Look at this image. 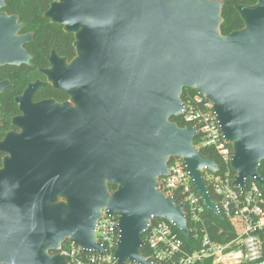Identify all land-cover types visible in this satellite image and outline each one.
Here are the masks:
<instances>
[{
    "label": "water",
    "instance_id": "1",
    "mask_svg": "<svg viewBox=\"0 0 264 264\" xmlns=\"http://www.w3.org/2000/svg\"><path fill=\"white\" fill-rule=\"evenodd\" d=\"M5 7L0 0V9ZM224 2L219 0H58L45 17L75 35L76 58L53 52L44 73L74 106L31 104L40 82L18 100L35 127L33 107L50 119L48 172H33L34 159L22 154L9 134L0 151L11 157L0 172V264H68L57 252L64 242L85 252H105L96 241L102 212L119 216L118 264H153L146 260L144 234L152 219H165L186 239L190 231L178 197L160 192L171 160H182L208 210L221 221L204 171L217 162L194 147L197 129L180 127L173 118L185 111L184 90L196 91L213 105L224 140L233 148L234 188L254 180L264 188V0L235 9L245 26L221 32ZM18 19L0 14V67L29 64L19 36ZM0 84V94L8 87ZM46 119V118H45ZM15 123V121H14ZM34 134L25 145L33 147ZM41 145V144H39ZM28 151V152H29ZM48 186L53 201L44 225L19 217L16 195L21 185ZM110 187L117 189L112 192ZM24 210V208H23Z\"/></svg>",
    "mask_w": 264,
    "mask_h": 264
},
{
    "label": "built area",
    "instance_id": "2",
    "mask_svg": "<svg viewBox=\"0 0 264 264\" xmlns=\"http://www.w3.org/2000/svg\"><path fill=\"white\" fill-rule=\"evenodd\" d=\"M185 111L180 117L184 127L197 129L194 147L205 156V152L217 156L219 171H204L208 189L218 212L224 221L228 219L236 232V238L230 243L214 242L205 227V206L190 174L182 160H171L169 174L159 180L160 192L167 197H178L177 204H183L190 231V237L201 243V249L188 253L174 226L165 219H152L144 234L147 256L153 264H264V188L254 180L246 182L245 189L233 187L236 173L231 167L233 148L221 133L213 105L200 94L189 96L184 102ZM263 175L259 172L264 180ZM217 218L218 215L212 211ZM119 216L102 212V218L96 228V241L106 248L105 252H85L83 249L67 243L53 255H60L68 264H118L115 258L119 242ZM191 225V228H190ZM179 232V231H178ZM125 264H135L126 262Z\"/></svg>",
    "mask_w": 264,
    "mask_h": 264
},
{
    "label": "flooded vegetation",
    "instance_id": "3",
    "mask_svg": "<svg viewBox=\"0 0 264 264\" xmlns=\"http://www.w3.org/2000/svg\"><path fill=\"white\" fill-rule=\"evenodd\" d=\"M57 1L58 0H55L53 3ZM4 2L5 7L0 9V14L18 19V24L22 26L19 36H32V41L23 46V49L30 57L29 64L19 66L6 65L0 67V84L5 82L9 84L3 93L0 94V144L5 141L9 134L17 136L16 151L21 161L19 167L13 172H18V179L21 180V172H30L27 169L28 163L26 161L24 162L25 168L22 167V154H24L25 157H31L34 159L33 167L35 166V169L33 172H48V163L41 162L44 159L47 160L49 156L48 145L44 147L43 143L46 142V144H48L49 139H52L53 135L52 131H50L52 123H50L49 117L47 115H42L36 107H33V110L30 113V116L35 119V127L31 125L24 126L25 121L23 119L26 115H29L25 114L22 110L18 100L22 99V102H27L24 96L28 91L29 86L40 82L42 86L36 89L31 98V104L33 106H38L47 102H53L58 106H63L65 104H71L74 106L71 97L67 93L56 90L49 81L48 77L42 73V71L51 69V62L49 58L52 56L53 52L56 53L58 58L66 60L67 65H69L77 56L75 49L76 39L75 35L67 33L63 26L53 24L45 17L46 13L53 4L51 3L48 10L43 14V18L51 26H53V28H60L63 34L73 37L74 41L72 43V47L75 51V56L71 58L70 56L57 51L55 47H51L49 52L45 55V61L39 64L34 48L30 51L28 48L29 46L35 44L37 38L35 31L25 32L26 24L22 21L21 17L17 14H9L6 11L8 6L21 3L23 0H4ZM32 134H34L32 139H35L36 141L29 151V147L25 145V142ZM10 157L11 156L9 154L0 151V172H9V170L4 168V160ZM53 198V193L48 192V186L36 184L33 186L32 191L28 192L27 189H24L20 185L16 195L19 217L21 218L24 212L27 217H29V215L31 216L33 223L36 226L44 225L48 217L49 207L54 205H68V200L64 196H57L56 203L53 201ZM67 243V241L64 242L61 245V248L66 246ZM49 254L53 255L54 252H50Z\"/></svg>",
    "mask_w": 264,
    "mask_h": 264
},
{
    "label": "trees",
    "instance_id": "4",
    "mask_svg": "<svg viewBox=\"0 0 264 264\" xmlns=\"http://www.w3.org/2000/svg\"><path fill=\"white\" fill-rule=\"evenodd\" d=\"M55 0H23L21 3L12 4L7 7L6 11L9 14H17L21 17L22 21L26 24L25 32L35 31L37 38L34 45L29 46V51L34 48L37 54L38 63L45 61V55L49 52L51 47H55L57 51L73 58L75 51L72 47L74 41L72 36H67L62 33L60 28H53L44 18L43 14L48 10L49 5ZM224 2L223 7V20L221 32L224 36L244 28V23L237 13L235 6H253L257 0H219ZM194 90L186 89L183 93V101L185 102L189 96L196 95ZM173 122L177 123L180 127H184L181 118H173ZM207 155L211 154L213 159L219 161L216 155L205 152ZM259 172L263 175L264 163L262 164ZM117 188L110 187L114 192ZM264 210V205H263ZM205 227L210 238L217 243L227 244L236 238V232L230 221L226 219L221 221L210 211L206 212ZM191 228V225H190ZM176 232L181 237L184 243V249L188 253H193L201 249V243L192 235L190 239H186L180 232ZM264 239V233L261 234ZM147 256V252H144ZM204 264H211L210 262Z\"/></svg>",
    "mask_w": 264,
    "mask_h": 264
}]
</instances>
